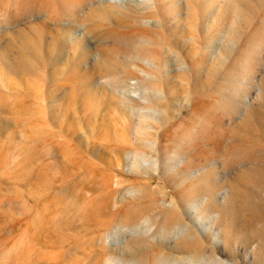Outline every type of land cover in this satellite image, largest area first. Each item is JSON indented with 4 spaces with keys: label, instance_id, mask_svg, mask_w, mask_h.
<instances>
[{
    "label": "rangeland",
    "instance_id": "rangeland-1",
    "mask_svg": "<svg viewBox=\"0 0 264 264\" xmlns=\"http://www.w3.org/2000/svg\"><path fill=\"white\" fill-rule=\"evenodd\" d=\"M7 1L0 0V264L111 263L141 237L164 239L152 232L171 206L223 259L264 264V217L251 221L246 198L250 192L264 206V136L255 119H264V0H97L77 24L70 13L78 0H39L27 16L21 0ZM220 136L219 163L202 182L206 164L186 155ZM196 181L206 197H186L184 208L177 191L195 192ZM103 198L110 215L86 218L84 208ZM208 201L227 207L225 223L235 229L225 234ZM136 208L145 216L140 226H120Z\"/></svg>",
    "mask_w": 264,
    "mask_h": 264
},
{
    "label": "bare ground",
    "instance_id": "bare-ground-1",
    "mask_svg": "<svg viewBox=\"0 0 264 264\" xmlns=\"http://www.w3.org/2000/svg\"><path fill=\"white\" fill-rule=\"evenodd\" d=\"M7 1V0H6ZM22 1V4H23V8H25L24 10H23V16H27V15H33L34 13H35V11H36V9L39 7V5H37V3L39 4V0H21ZM50 1H52V0H50ZM93 1H97V0H78L76 3H75V5H74V7H73V9H72V13H70V14H72L71 16L73 17L71 20H72V23L73 22H75V23H73V24H77V23H79V21L81 20V12H83V11H85V9H86V6L88 5V4H91V2H93ZM248 1H250V0H248ZM252 1V0H251ZM256 1V0H255ZM255 1H253V3H255ZM3 3H4V1H2ZM8 3H10L11 5L13 4V3H11V2H9V0L7 1ZM43 2V1H42ZM258 2V1H257ZM44 3L46 4V2L44 1ZM236 3V2H235ZM17 4V3H16ZM52 4V3H51ZM168 4V3H167ZM250 4V3H249ZM251 4H252V2H251ZM257 3H255V5H256ZM6 5V4H5ZM14 5V4H13ZM19 5V4H18ZM21 5V4H20ZM43 5V4H42ZM42 5H40V6H42ZM47 5V4H46ZM46 5H44V6H46ZM69 5V4H68ZM240 5V4H239ZM239 5H238V7H239ZM258 5V4H257ZM7 6V5H6ZM5 6V7H6ZM233 6H235V5H233ZM236 6H237V4H236ZM243 6V5H242ZM242 6H240V7H242ZM9 7V6H8ZM47 7V6H46ZM105 7H101V9H104ZM263 8V7H262ZM7 9V8H6ZM39 9H42V10H44V7L42 8H39ZM106 10H107V12H109L108 11V9L107 8H105ZM261 9V8H260ZM259 9V10H260ZM8 10V9H7ZM41 10V11H42ZM248 10H250L249 8H248ZM39 11V10H38ZM135 11V10H134ZM234 11V10H233ZM247 11V10H246ZM6 12V11H5ZM93 12V11H92ZM92 12H90L89 14H88V18L90 17V19L91 18H93L92 17V15H93V13ZM120 12H123L124 14H125V12L123 11V10H120ZM264 12V11H263ZM39 13V12H38ZM91 13H92V15H91ZM95 13V12H94ZM236 14H237V12H235ZM251 13H255V12H251ZM37 14V13H36ZM104 14V13H103ZM153 14H156V15H158L159 13H158V11H153V13L151 14V15H153ZM20 15H22V13L20 14ZM94 15H96V14H94ZM102 15V14H101ZM107 15V14H106ZM133 15V14H132ZM135 15V14H134ZM248 15V14H247ZM246 15V16H247ZM7 16V15H6ZM5 16V17H6ZM51 16H54V15H51ZM137 16V15H136ZM246 16H245V18H246ZM251 16V15H250ZM253 16V15H252ZM255 16V15H254ZM8 17V16H7ZM17 17V16H16ZM20 17H22V16H20ZM50 17V16H49ZM261 17V16H260ZM9 18H11V17H9ZM15 18V17H14ZM54 18V17H53ZM249 18V17H248ZM262 18V17H261ZM12 19H13V17H12ZM95 19H98V17H96ZM257 19V18H256ZM5 20V19H4ZM20 20V19H19ZM83 20H86L85 18L83 19ZM253 20V19H252ZM260 20V19H259ZM6 21H8V18H6ZM89 21V20H88ZM91 21V20H90ZM244 21V20H243ZM96 22H98V20H96ZM100 22V21H99ZM8 23H9V21H8ZM14 23V22H13ZM85 23H86V21H85ZM84 23V24H85ZM91 23V25H92V22H90ZM89 22H88V24H90ZM121 23V25H125L126 24V21H121L120 22ZM10 24H11V21H10ZM96 24H98V23H96ZM100 24L101 23H99V26H100ZM102 24H103V22H102ZM107 24V23H106ZM105 24V25H106ZM115 24V23H114ZM224 24V23H223ZM91 25H89V26H91ZM104 25V26H105ZM111 25H112V23H111ZM117 25V24H116ZM88 26V27H89ZM98 26V27H99ZM128 26V25H127ZM131 26V25H130ZM135 26V25H134ZM252 26V25H251ZM70 26L68 25V28H69ZM87 27V28H88ZM93 27V28H92ZM116 27V26H115ZM123 27V26H122ZM125 27V26H124ZM136 27V26H135ZM248 27V26H247ZM262 27V26H261ZM100 29H101V27H99ZM120 28V27H119ZM250 28V27H249ZM91 30H96V29H98L97 28V26L95 25V23H94V25H92L91 26V28H90ZM258 29V28H257ZM99 30V29H98ZM105 30V29H104ZM116 29H114L113 30V28H111V29H109L108 30V32H109V34L111 35V34H115L116 32H114ZM119 30V29H118ZM117 30V31H118ZM128 30V29H127ZM89 31V30H88ZM120 31H121V29H120ZM132 31V30H131ZM92 32V31H91ZM107 32V33H108ZM134 32H136V31H134ZM220 32V31H219ZM103 33V32H102ZM101 32H99V34H102ZM119 33V32H118ZM117 33V34H118ZM225 33V32H224ZM223 33V35H225ZM90 34H92V33H90ZM96 34H98V33H96ZM105 34V33H104ZM117 34L116 35H114V36H117ZM238 34V33H237ZM95 35V34H94ZM113 35H111V38L112 37H114ZM121 35H122V33H121ZM123 35H125V34H123ZM123 35H122V38H123ZM96 36V35H95ZM105 36H107L106 34H105ZM105 36H101L102 38L103 37H105ZM119 36V35H118ZM92 37H94V36H92ZM96 37H98V36H96ZM100 37V38H101ZM109 37V39H110V36H108ZM227 37H229V36H227ZM117 38H119V37H117ZM235 38V37H234ZM261 38V37H260ZM95 39V38H94ZM105 39H106V37H105ZM108 39V38H107ZM114 39H115V37H114ZM114 39L112 40V41H114ZM217 39V38H216ZM229 39H230V37H229ZM117 40V39H116ZM119 40V39H118ZM120 40H121V38H120ZM123 40H124V38H123ZM230 40H232V39H230ZM245 40V39H244ZM256 40V39H255ZM94 41V40H93ZM131 41V40H130ZM260 41V40H259ZM261 41H263L262 39H261ZM115 42V41H114ZM124 42V41H123ZM168 42H170V43H173V41L171 40V41H168ZM244 42V41H243ZM119 43V42H118ZM117 43V44H118ZM127 41H126V44L125 45H127ZM215 43V42H214ZM245 43V42H244ZM263 43V42H262ZM117 44H115L114 43V49H115V45H117ZM253 44V43H252ZM121 45V44H120ZM261 45V44H260ZM122 47H123V45H121ZM130 46H131V44H130ZM214 46V45H213ZM212 46V47H213ZM36 47V46H35ZM117 47V46H116ZM246 47V46H245ZM263 47H264V45H263ZM105 48V47H104ZM118 48V47H117ZM107 49V47L105 48V50ZM257 49H259L258 47H257ZM34 50V49H33ZM102 50V49H101ZM260 50H261V48H260ZM259 50V51H260ZM36 51V50H35ZM107 51V50H106ZM109 51V50H108ZM116 52H117V50H115ZM114 51V52H115ZM118 51H120V50H118ZM126 51V50H125ZM264 51V50H263ZM103 52H105V51H103ZM110 52V51H109ZM112 52V51H111ZM116 52H115V54H116ZM120 52H122V51H120ZM123 52H124V50H123ZM175 52V51H174ZM178 53V52H177ZM112 54H113V52H112ZM124 54V53H123ZM264 54V53H263ZM117 56H118V53L116 54ZM206 55V54H205ZM210 56V55H209ZM264 56V55H263ZM178 60L180 59V57H179V55H177V57H176ZM261 58H262V56H261ZM260 59V58H259ZM264 59V58H263ZM106 61V60H105ZM160 61V60H159ZM88 62V61H87ZM102 62H104V61H101V64H102ZM119 62H121V61H119ZM161 62H162V59H161ZM257 63L259 62V61H256ZM262 62H263V60H262ZM109 63V62H108ZM114 63V62H113ZM116 63V62H115ZM256 63V64H257ZM104 64V63H103ZM110 64V63H109ZM121 64H123L122 62H121ZM26 65H27V63L25 62V58L24 59H21V61H20V66H21V68H25L26 67ZM107 65V64H106ZM105 65V66H106ZM114 65H116V64H114ZM124 65V64H123ZM259 65V67H261L260 66V64H258ZM110 66V65H109ZM117 66H119L118 65V62H117ZM125 66V65H124ZM123 67V66H122ZM258 67V68H259ZM101 69V68H100ZM108 69V68H107ZM112 69V68H111ZM119 69V68H118ZM117 69V70H118ZM257 69V68H256ZM102 70H104V69H102ZM130 70V69H129ZM260 70V69H259ZM111 71H113V70H111ZM114 71H116V69H114ZM159 71V70H158ZM100 72H101V70H100ZM119 72V71H118ZM131 73H135L134 71H130ZM103 73V75H104V73L105 74H107V73H109L108 71L107 72H105V70L102 72ZM101 73V74H102ZM116 73H117V71H116ZM255 73V72H254ZM253 73V74H254ZM136 74V73H135ZM107 76H110V75H107ZM254 76V75H253ZM157 77H159V78H162L161 77V73L160 72H158L157 73ZM68 78V77H67ZM116 79V78H115ZM121 79V78H120ZM123 79V78H122ZM126 79V78H125ZM124 79V80H125ZM117 80V79H116ZM165 81V80H164ZM164 81H161L160 80V83L161 84H164ZM264 81V80H263ZM111 82V81H110ZM113 82V81H112ZM120 82V81H119ZM126 82H127V80H126ZM115 83V82H114ZM167 82L165 81V84H166ZM113 84V83H112ZM121 84H123V83H121ZM120 84V85H121ZM128 84V83H127ZM154 84H157V85H160L159 84V81H155V83ZM119 85V84H118ZM126 85V84H125ZM114 86V85H113ZM115 86H117V84L115 85ZM248 87V86H247ZM250 87H251V85H250ZM193 90V89H192ZM235 90V89H234ZM251 90H252V87H251ZM250 90V91H251ZM263 90H264V88H263ZM262 90V91H263ZM191 91V90H190ZM195 91V90H194ZM210 91V90H209ZM247 91V90H246ZM189 92V91H188ZM193 91H191V93H192ZM190 93V94H191ZM217 93V92H216ZM236 93V92H235ZM239 93V95H240V92H238ZM246 93H251V92H246ZM253 93V92H252ZM176 94H178V93H176ZM186 94L187 93H185V96H186ZM189 94V93H188ZM187 94V95H188ZM244 94V93H243ZM241 95V98L240 99H243L242 98V96L244 97V95ZM175 96V94L172 92L171 93V96ZM217 95H220V94H217ZM248 95V94H247ZM188 97H190L191 98V96L190 95H188ZM247 97V96H246ZM245 97V98H246ZM207 98V97H206ZM205 98V99H206ZM194 101V100H193ZM192 101V103H196V102H193ZM242 101V100H241ZM244 103V102H243ZM246 103V102H245ZM244 103V104H245ZM197 104V103H196ZM195 104V105H196ZM237 104V103H236ZM243 104V105H244ZM220 105V104H219ZM233 105V104H232ZM240 105H242V104H240ZM242 105V106H243ZM224 106V105H223ZM227 106H228V104H227ZM237 106V105H236ZM257 107V106H256ZM232 108H233V106H232ZM237 108H239V107H237ZM254 108V107H253ZM222 109V108H221ZM236 109V108H235ZM241 109V108H240ZM240 109H237V110H240ZM194 110V109H193ZM223 110V109H222ZM228 111V110H227ZM236 111V110H235ZM229 112V111H228ZM233 112V111H232ZM236 112H238V111H236ZM257 111L255 110V109H251L250 110V113H252L253 115H255V113H256ZM231 113V112H230ZM234 113V112H233ZM238 113H240V112H238ZM223 114V113H222ZM226 114V113H225ZM228 114V113H227ZM236 114V113H235ZM249 114V113H248ZM261 115L260 114H256V117L257 118H255V119H258V129H259V131L261 132V134L264 136V119H262L261 117H260ZM248 117H246V119H247ZM250 118H251V116H250ZM249 118V119H250ZM252 118H254V117H252ZM168 121V120H167ZM167 121L165 122V123H163L162 124V128H163V130H162V132L164 131V132H168V130L167 129H165L167 126H169V125H171V124H168L167 123ZM256 122V121H255ZM167 123V124H166ZM166 124V125H165ZM255 124V123H254ZM257 125V124H256ZM256 125H254V127H256ZM252 127V126H251ZM165 129V130H164ZM255 129V128H254ZM253 130V129H252ZM164 132H163V134H164ZM257 133H258V130H257ZM256 133V134H257ZM162 133L160 134V141H161V139H162ZM222 138L223 137H217L216 139H213L212 137H206L201 143H200V145H205V146H198V148H195V149H193L192 150V153L191 154H187L186 155V158H187V160L188 161H191L192 159L194 160V159H200L202 162H204L205 164H206V167H205V169H207V171H205V172H203V173H201V177H203V179H202V182L204 181V180H206V179H209V175H210V172H211V169L209 170V168L208 167H211L210 165H212V164H218L219 163V159H218V154H220V150H221V145H222V143H223V141H222ZM260 138V140H261V137H259ZM263 142V141H262ZM238 149H236V151H237ZM234 151H235V149H234ZM206 152H214V153H217V156L215 157V158H207L206 157ZM239 152V151H238ZM232 153V152H231ZM240 154H241V152H240ZM240 154H238V158L240 157L239 155ZM221 155V154H220ZM229 155V154H228ZM232 155V154H231ZM234 155H236V154H234ZM225 156H227V155H225ZM224 156V157H225ZM223 156L221 157V159H223V161L225 160V158H224ZM237 156H235V158H236ZM227 158H230V157H227ZM234 159V158H233ZM232 159V160H233ZM231 160V159H230ZM235 160H237V159H235ZM234 160V161H235ZM222 161V162H223ZM225 163V164H224ZM232 162L231 161H225V162H223V165L225 166V167H227L228 169H230V167L229 166H232V164H231ZM189 164H192V162H190ZM188 164V165H189ZM233 164H235V162H233ZM168 165L169 164H167V166H165L166 168H169L168 167ZM183 166V165H182ZM233 167V166H232ZM235 167V166H234ZM54 173V172H53ZM56 173H54V175H55ZM57 175V174H56ZM254 176V175H253ZM52 177H54V176H52ZM259 177H260V179H262L263 178V176H262V178H261V175H259ZM246 177H243V180L245 181L246 179H245ZM257 180V179H256ZM240 181H241V179H240ZM243 182V181H242ZM249 182V181H248ZM246 183V182H245ZM198 185V187L196 188V190H195V192L194 191H191V192H188V191H186V192H184L183 193V189H180V190H178L177 191V196H179V203H180V205L182 206L183 205V207L184 208H186V206L183 204V200L184 199H186V197L188 198H193V196H195V195H200V196H203L204 195V191H205V189H204V187L203 186H200V183L199 182H193V186L194 185ZM249 184H250V182H249ZM252 184V183H251ZM250 184V185H251ZM262 184V183H261ZM252 185H254V184H252ZM256 185H257V183H256ZM264 185V184H263ZM262 185V186H263ZM186 187H188V184L186 185ZM254 187H256V186H254ZM189 188V187H188ZM263 189H264V187H262ZM259 189V188H258ZM261 189V188H260ZM262 190V189H261ZM262 191H264V190H262ZM194 192V193H193ZM247 192V191H246ZM240 192H239V189H238V187H234L233 188V194L236 196L237 194H239ZM187 194V195H186ZM164 195H168V192H166ZM203 197H206V196H203ZM258 197V196H257ZM246 198L248 199V201H250V208H251V210H252V212H251V216H250V218H251V221H253V220H256V219H258V218H260V216L261 217H264V206L262 205L261 206V204H258L256 201H255V199L252 197V194H250V192L249 193H247L246 194ZM106 199V198H105ZM101 200V201H100ZM100 200H98V202H95V203H93V204H90L88 207H86V208H84V216L86 217V218H89L88 216H96V215H99L98 217H100L101 215H110V212H109V210H108V204H107V201L106 200H104V198L103 199H100ZM137 209V208H136ZM138 209H140V210H138ZM137 210H132V212H125V213H123L122 214V216H120V218H119V220H118V224L120 225V226H122V227H129V228H131V229H134V228H138L139 226H140V224H141V219H143L145 216L144 215H142L143 213V211L141 210V208H138ZM205 209L207 210V212L208 213H210V214H213L215 211H218V212H220V214H219V217H217L216 218V221H217V223H218V225H220V226H222V227H224V232H225V234L227 233V231H230L231 229H235V227L237 226H235V224L234 223H225V218L227 217V216H229V210L227 209V207H225L224 205H222V204H220L219 202H216V201H214V202H211V201H208L207 202V206L205 207ZM253 210H254V212H253ZM123 212V211H122ZM111 214H112V212H111ZM146 214V213H145ZM40 222H41V220H39ZM158 225H157V227L154 229V231L152 232V234H156V235H160V236H162L164 239H158L156 242H151V243H148L145 239H141L140 238V240L141 241H139L138 243H130V244H128L127 246H126V253H124V256L123 257H120V258H113L111 261V263H108V264H241L240 262H236V261H232V262H230L229 260H226V259H223V257H222V255L221 254H219V251H218V248H209V246H208V244H204V242H202V240H201V238H200V236L197 234V232L195 231V229H194V227H193V225H190L188 222H186L185 221V219H184V215H183V212H182V210H180V209H178L177 207H175V206H171V207H169V208H166V210H164L163 212H161V217L158 219ZM176 232L177 233H179V236L178 237H176ZM197 235H198V237H197ZM134 238H136V237H134ZM175 241V243H171L172 241ZM132 241H138L137 239H135V240H132ZM208 243H210V241H208ZM106 254V253H105ZM221 255V256H220ZM114 257V256H113ZM116 257V256H115ZM118 257V256H117ZM109 258H111V256L109 257ZM109 261V260H108Z\"/></svg>",
    "mask_w": 264,
    "mask_h": 264
}]
</instances>
